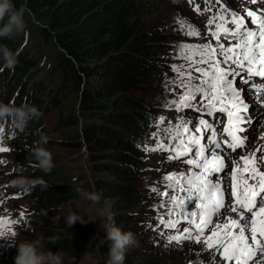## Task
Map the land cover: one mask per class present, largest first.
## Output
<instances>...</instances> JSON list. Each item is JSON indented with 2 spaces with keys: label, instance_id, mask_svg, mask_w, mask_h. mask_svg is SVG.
Returning a JSON list of instances; mask_svg holds the SVG:
<instances>
[{
  "label": "trees",
  "instance_id": "obj_1",
  "mask_svg": "<svg viewBox=\"0 0 264 264\" xmlns=\"http://www.w3.org/2000/svg\"><path fill=\"white\" fill-rule=\"evenodd\" d=\"M14 3L46 21L42 29L53 44L52 74L59 76L54 85L50 76L46 79L36 74L24 79L33 70H42V55L35 53L31 45L18 44L14 36L10 37L12 41L2 38L0 44L20 51L14 69H0V101L35 105L42 113L38 125L43 116L56 115L53 133L42 131L48 139L43 147L53 157L51 171L39 170L33 155L25 152L26 160L32 162L21 160L14 166L18 175L44 182L23 192L39 211L25 228L39 239L43 250L62 251L64 264H75L71 258L86 248L103 256L93 264H106L109 225L115 223L123 231L132 232L136 241L146 227L137 208L145 203L147 191L137 180L145 137L159 109L153 100L162 93L160 78L172 74L169 65L175 61V36L166 24L150 22L145 0ZM73 96L75 103H67ZM0 130V138L26 136L29 131L22 133L6 121H0ZM80 147L89 163L91 189L99 194L101 207L112 205L117 212L112 213L113 218L89 220L73 207L67 209L80 187L66 168L57 166L59 151L71 152ZM69 214L77 215L84 223L77 221L70 227L66 223ZM134 248L127 250L124 264H164Z\"/></svg>",
  "mask_w": 264,
  "mask_h": 264
},
{
  "label": "snow or ice",
  "instance_id": "obj_2",
  "mask_svg": "<svg viewBox=\"0 0 264 264\" xmlns=\"http://www.w3.org/2000/svg\"><path fill=\"white\" fill-rule=\"evenodd\" d=\"M204 2L213 13L204 37L177 18L183 35L205 40L178 45L172 58L180 63L169 65L172 98L163 107L178 115L150 122L155 143L143 145L182 166L149 188L156 223L147 227L165 249L195 252L194 264H264V144L247 134L258 123L253 111L264 109V8L238 12L221 0Z\"/></svg>",
  "mask_w": 264,
  "mask_h": 264
},
{
  "label": "rangeland",
  "instance_id": "obj_3",
  "mask_svg": "<svg viewBox=\"0 0 264 264\" xmlns=\"http://www.w3.org/2000/svg\"><path fill=\"white\" fill-rule=\"evenodd\" d=\"M145 2L146 14L150 22H161L171 28L175 36L172 42L175 53L177 51V46L181 43L198 44L205 42L204 39L199 37H188L183 35V33L178 30L179 25L177 23V18L186 20L195 25L201 32V37H204L208 31L206 27L207 20L209 16L213 14L204 11V0H192L191 3L189 0H175V2H173V0H145ZM221 3L226 5L229 9L238 12H242L244 8H252L253 10L258 7L264 8V4L250 5L247 0H221ZM21 6L23 5H17V8ZM197 6L200 8V12L195 10ZM24 19L26 22V31L13 36L19 41L18 44H25L26 46L31 45L32 49L37 51L35 53L42 55L43 58V61L40 63L42 65V70L39 72V69H35L24 79L27 80L36 74L41 78L46 77V79L50 76V79H53L52 82L54 85V83L59 80V76L57 73L52 74V68H54L53 44L44 34V28L42 29V27H46V21L42 17L34 16L27 9ZM13 36L11 37L13 38ZM2 38L4 37H0V43L3 40ZM6 39L12 41L10 37ZM213 43H215V41H213ZM19 51L20 48L14 50L16 53ZM174 63L178 64L180 61L175 60L172 64ZM173 75V73L170 75H163L160 78L162 93L153 100L159 107L156 113V119L164 115L174 120L178 115L163 107L167 100L172 98V95L169 94L165 88V83L169 78L173 77ZM21 98L22 96L20 99ZM67 103H75L74 96L73 99L68 98ZM253 107L255 109L254 101ZM188 115L192 116L196 114L189 111ZM253 115L257 118L258 123H254L252 129L247 134L255 140L257 144H264V140L257 139L261 133H264V126H262L264 125V109H260L259 111L254 110ZM55 116L54 113L49 116L48 114L43 116L40 119L39 125L37 120L30 122L27 127L29 131L26 136L16 138H6L2 136L0 139V147L8 149V151L0 152V231L7 233L6 238H0V264H14V257L17 254V249L12 246V240H15L17 243L24 240L39 241L31 231H27L25 228L33 221L32 219L37 217L39 213L37 205L29 198L25 197L23 192H20L14 187H10L9 182L18 176V173H16L14 169L18 161L24 160L27 164L32 162L28 159L26 160L23 152L32 154V149L35 147L40 137L43 136L42 131L47 134L53 133L56 127ZM152 131H155L154 127L146 135L144 144L155 143V140L150 139ZM21 149H24V151H19ZM143 154V165L138 175L137 184L147 191V198L145 203L137 208V210L140 217L146 222V227L143 230V234L137 239L134 249L152 260H158L164 264H194L198 259L195 252H189L187 248L184 250L165 249L162 240L157 243L160 238L157 237L156 232L147 227L149 224L156 223L153 219L156 215L153 210V205L157 203V198L149 191V188L155 185L166 172L179 171L182 166L175 161L171 163L164 162V155L159 153H146L144 151ZM57 166L66 168L68 174L72 176L73 182L77 183L81 190L89 193L93 192L91 189L92 178L89 163L86 158V153L81 147L71 152L59 151ZM156 169H160V171H156ZM193 206L194 205H190L189 208L191 209ZM71 207H73L76 212L84 214L89 220L99 218L104 221L105 217L113 218V214L117 213L111 204L101 207L98 201L93 202L87 200L79 194L72 200L67 209ZM4 220H6L7 223H3ZM13 221H15V223H13ZM12 233H15V235H12ZM40 245L42 246L41 242ZM100 259H103V256L95 249L86 248L75 254L70 261L75 262V264H93ZM202 259L207 261L208 256L205 255Z\"/></svg>",
  "mask_w": 264,
  "mask_h": 264
},
{
  "label": "clouds",
  "instance_id": "obj_4",
  "mask_svg": "<svg viewBox=\"0 0 264 264\" xmlns=\"http://www.w3.org/2000/svg\"><path fill=\"white\" fill-rule=\"evenodd\" d=\"M26 8L21 6L17 8L14 0H0V37H11L26 31V22L24 19ZM18 53L14 52L6 45L0 44V69H14L17 63ZM42 113L39 109L27 102L20 105L15 103H4L0 101V121L8 122L14 129L24 132L30 122L38 120ZM15 138V137H14ZM46 136H41L35 147L32 149L36 166L44 173H48L53 168L52 153L43 145L47 144ZM44 185L42 180L35 181L18 175L9 182L10 187L19 191L28 192L34 185ZM77 192L83 198L96 202L99 200V194L95 192H86L77 189ZM77 221H84L75 214H69L66 217V223L72 227ZM7 233L0 231V238H6ZM106 238L110 242L107 253L106 264H124L127 250L136 244L135 235L132 232H125L115 223L109 225L106 229ZM12 246L17 249L14 257V264H64L65 255L62 251H45L40 247L39 241H20L12 240Z\"/></svg>",
  "mask_w": 264,
  "mask_h": 264
}]
</instances>
